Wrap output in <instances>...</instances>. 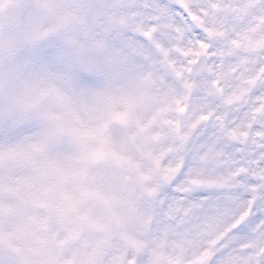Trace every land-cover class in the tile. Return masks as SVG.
<instances>
[{
  "label": "snow or ice",
  "instance_id": "obj_1",
  "mask_svg": "<svg viewBox=\"0 0 264 264\" xmlns=\"http://www.w3.org/2000/svg\"><path fill=\"white\" fill-rule=\"evenodd\" d=\"M19 8L0 15V93L9 98L0 159L38 154L42 175L71 178L58 203L46 194L36 202L74 216L69 236L92 229L105 239L80 258L37 260L18 246V225L0 232V264H101L114 239L126 246L109 254L112 264H264V0H20ZM51 74L90 110L103 104L93 126L39 112L15 118L19 80L41 78L32 83L37 100ZM28 136L36 138L21 147ZM100 162L126 169V211L91 181ZM11 210L0 205V214Z\"/></svg>",
  "mask_w": 264,
  "mask_h": 264
},
{
  "label": "rangeland",
  "instance_id": "obj_2",
  "mask_svg": "<svg viewBox=\"0 0 264 264\" xmlns=\"http://www.w3.org/2000/svg\"><path fill=\"white\" fill-rule=\"evenodd\" d=\"M20 0H10L8 4L12 9L8 15L20 14ZM41 79L36 76L22 77L19 80L18 102L14 112L15 118L24 121L32 119L34 112L44 114L46 117H60L68 126H93L103 113L102 103L97 104L92 110L82 101L72 97L65 90L61 78L56 74L43 77V86L49 90L32 99V83ZM46 130H48L46 126ZM109 137L115 139L109 131ZM36 137L28 136L18 141L21 147H26ZM125 151H130V145L125 146ZM38 154H27L16 159H0V205H12V210L7 214H0V232L11 230L18 225H24V231L17 234L18 246L24 250H32L34 257H52L59 254L61 258L74 254L80 258L100 241L105 239L103 233L83 229L78 235L69 236L73 226L74 216L59 217L44 203H37L42 194L52 204L59 202V193L69 185L71 178L42 175ZM102 166H92L89 169V177L98 191L110 193L116 199L122 211H126L128 200L132 192L127 180V171L124 168H116L110 162H100ZM52 185V189L49 186ZM97 200H89L86 206L93 209L98 216L104 215V209ZM82 232L87 235V240H82ZM26 233V234H25ZM25 234V235H22ZM68 236L64 244L56 247L52 244L53 237L57 240ZM126 242L114 239L104 249V257L101 264H112L109 255L114 250L123 251Z\"/></svg>",
  "mask_w": 264,
  "mask_h": 264
},
{
  "label": "clouds",
  "instance_id": "obj_3",
  "mask_svg": "<svg viewBox=\"0 0 264 264\" xmlns=\"http://www.w3.org/2000/svg\"><path fill=\"white\" fill-rule=\"evenodd\" d=\"M9 102V98H8V95L7 93H0V105L2 104H6ZM69 188L72 187L71 185L68 186ZM40 257H37V260H39Z\"/></svg>",
  "mask_w": 264,
  "mask_h": 264
}]
</instances>
